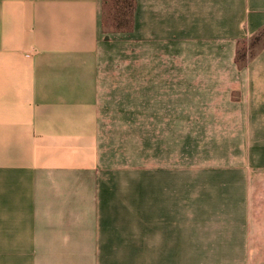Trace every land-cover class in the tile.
I'll use <instances>...</instances> for the list:
<instances>
[{"label": "crops", "instance_id": "0c3cea01", "mask_svg": "<svg viewBox=\"0 0 264 264\" xmlns=\"http://www.w3.org/2000/svg\"><path fill=\"white\" fill-rule=\"evenodd\" d=\"M134 2L133 31L112 37H135L142 105L159 106L160 90L173 89V82L189 89L192 41L199 44L192 38L211 42L197 56L215 59L217 105L232 106L230 113L217 108V123L232 121V139L238 138L232 161L246 175L247 264H264V46L248 50L244 66L230 51L224 70V41L234 39L236 48L264 26V0ZM101 6L102 0H0V264H98L106 225L99 180ZM225 11L245 12L230 28ZM178 51L188 57V70L170 65ZM158 116L151 117L152 139ZM153 214L140 225L147 219L154 225Z\"/></svg>", "mask_w": 264, "mask_h": 264}, {"label": "rangeland", "instance_id": "374dc122", "mask_svg": "<svg viewBox=\"0 0 264 264\" xmlns=\"http://www.w3.org/2000/svg\"><path fill=\"white\" fill-rule=\"evenodd\" d=\"M244 12L225 11V24L231 28ZM130 32L106 25L101 12L99 180L106 225L102 248L95 251L98 264H247L241 207L244 202L246 211V175L232 161L238 144L232 121L217 123V108L230 113L232 106L217 105L222 86L216 83L215 59L204 52L197 56L211 42L192 38L199 44L192 41L189 89L173 82V89L160 90L159 106L142 105L147 99L135 81V37H112ZM249 39L244 37L245 47ZM235 42L224 41V70ZM169 63L188 70L181 51ZM185 101L190 104H178ZM156 113L159 130L152 139ZM153 212L155 224L147 219L140 225Z\"/></svg>", "mask_w": 264, "mask_h": 264}, {"label": "trees", "instance_id": "16d2710c", "mask_svg": "<svg viewBox=\"0 0 264 264\" xmlns=\"http://www.w3.org/2000/svg\"><path fill=\"white\" fill-rule=\"evenodd\" d=\"M101 12L103 21L115 31L130 32L134 23V0H102ZM238 40L236 43L235 61L237 65L244 66L247 62V51L264 46V26L248 40ZM241 45V46H240Z\"/></svg>", "mask_w": 264, "mask_h": 264}]
</instances>
